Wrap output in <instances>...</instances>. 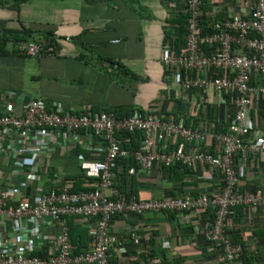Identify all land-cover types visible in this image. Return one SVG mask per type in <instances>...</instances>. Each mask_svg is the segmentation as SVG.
Returning a JSON list of instances; mask_svg holds the SVG:
<instances>
[{"label":"built area","instance_id":"built-area-1","mask_svg":"<svg viewBox=\"0 0 264 264\" xmlns=\"http://www.w3.org/2000/svg\"><path fill=\"white\" fill-rule=\"evenodd\" d=\"M182 12L187 15L185 46L180 50L165 46L164 80L185 91H198L202 101L193 103L196 121L183 113L164 117L138 107L118 116L113 108L47 106L40 98L24 99L18 105L7 100L3 105L0 264H113V251L120 253L124 244L110 230L115 216L173 212L185 224L191 214L207 210L212 220L204 236L221 248L227 264H241L242 246L233 243L225 230L235 207L264 205V189L238 187L247 156L264 153V129H254L252 120L255 101L264 99V83L250 85L254 75L264 74V0H253L249 8L222 19L212 16L206 29L199 24L202 0H185ZM15 48L32 57L57 51L55 43L46 39L19 40ZM225 94L231 95L234 112L224 130L213 133L206 110L213 102L225 104ZM67 153L78 160L73 178L49 163L55 154ZM121 158L133 162L128 175L149 171L152 165L178 164L189 170L201 163L209 169L203 177L211 179L215 174L223 186L217 193L138 199L115 184ZM76 178L83 184L74 190ZM68 219L86 229V248L78 250L71 242ZM52 226L56 231H50ZM134 229H129V241L137 243ZM137 264L174 263L146 250Z\"/></svg>","mask_w":264,"mask_h":264},{"label":"crops","instance_id":"crops-1","mask_svg":"<svg viewBox=\"0 0 264 264\" xmlns=\"http://www.w3.org/2000/svg\"><path fill=\"white\" fill-rule=\"evenodd\" d=\"M183 1L0 0V35L5 30L25 29L31 31L25 41H34L52 33L57 47L53 55L27 56L16 50L17 41L9 37L5 43L7 52L0 55V111L7 100L18 105L24 99L40 98L47 106L57 103L92 111L138 107L152 115L183 113L191 119L195 115L193 103L202 101L201 95L196 89L185 91L172 80L165 81L163 70L164 48L169 46L163 41L165 21ZM252 1L203 0L202 4L207 17L222 19L249 8ZM110 60L137 78L130 73L116 74V66L112 67ZM263 101L259 105L256 100L252 108L254 129H264ZM212 107V117L208 118L212 131H223L234 112L231 98L229 104L213 102ZM49 163L71 178L78 174V160L72 153L55 154ZM121 170L116 167V186L125 195L138 199L221 190L215 174L211 179L203 177L209 169L201 163L189 170L152 165L149 171L139 170L134 175ZM238 187L241 191L264 189V153L247 156ZM186 220L182 223L178 213L173 212H147L138 218L130 213L115 216L110 230L124 244L120 253L113 251L112 263L137 264L146 250L174 264L218 263L222 257H213L212 247L207 249L199 238L210 222L209 215L199 212ZM133 226L139 235L137 243L129 241ZM51 228V232L57 229ZM228 229H235L248 250L255 252L260 247L263 259L259 263L264 264V243H259L254 234L264 229L263 204L240 206L231 215Z\"/></svg>","mask_w":264,"mask_h":264},{"label":"trees","instance_id":"trees-1","mask_svg":"<svg viewBox=\"0 0 264 264\" xmlns=\"http://www.w3.org/2000/svg\"><path fill=\"white\" fill-rule=\"evenodd\" d=\"M203 1V0H202ZM185 0L183 1L182 6H178L176 12L173 14V16L169 19H166L165 21V26H164V42L167 43L172 49L174 50H180L185 46V36H186V21H187V15L182 12V9L184 7ZM203 8V4H202ZM209 17L205 15V13L201 16L199 20V24L203 29H206V25L209 22ZM31 34L30 30H25L23 32H17V31H3L2 34L0 35V55L5 54L7 51H5V43L9 39V37H12L14 41L18 40H27ZM44 38L48 40L50 43H54V37L52 36V33H46L44 35ZM112 67L116 66V74H119L120 72L122 73H130L125 69L122 65H120L118 62L115 61H108ZM115 72L111 71L110 75L115 77ZM132 74V73H130ZM182 77L184 73L182 72ZM134 78H137L136 75L132 74ZM263 84L264 83V74H259V75H254L250 81V85L252 84ZM226 99L225 104H229V99L231 97L230 94H225L224 95ZM263 99H261L262 101ZM261 101L258 100V104L261 105ZM261 102V103H260ZM264 102V101H263ZM114 112L116 115L120 116L122 114H127L132 110V107H116L113 108ZM213 113V107L208 106L206 110V114L208 118H211ZM191 117L193 121H196L198 119V115L194 113ZM190 119V118H189ZM224 125V123H222ZM224 130V129H223ZM134 137V136H133ZM127 146V145H126ZM130 147L134 146V141L132 140ZM133 162L130 158H121L117 161V166L121 167V171L125 174L127 172V168L132 165ZM170 170H176L177 168L179 169L180 166L178 164L167 167ZM166 169V168H164ZM221 188L223 186V183H220ZM82 187V181L78 178L75 179V185H74V190L79 189ZM196 195V194H194ZM240 206L235 207L234 211L237 210ZM205 214L210 217V221L212 220V216L210 214V211L207 210ZM68 224L70 226L69 230V236L70 240L72 243L76 244L78 250H82L85 248L86 244L88 243V236L86 229L78 224H73L71 219H68ZM226 235L228 238L233 242V243H240L242 246V250L240 253V261L241 264H260V260L263 259V257H260V252L262 253L260 247L257 246V251H250L248 250L243 244L241 239L239 238V235L235 232V229H226L225 230ZM255 237L258 238L259 243H264V229H262L260 232L254 231ZM199 238L201 239L202 243L207 247V249L212 247V255L213 257L219 256V258L222 257V252L221 248L214 244L212 241L206 239L204 235H200ZM259 254V255H258ZM262 256V255H261ZM264 256V255H263ZM170 263V262H169ZM216 264H227L226 261L223 259H220V261Z\"/></svg>","mask_w":264,"mask_h":264},{"label":"water","instance_id":"water-1","mask_svg":"<svg viewBox=\"0 0 264 264\" xmlns=\"http://www.w3.org/2000/svg\"><path fill=\"white\" fill-rule=\"evenodd\" d=\"M26 191H27V193H28V189H27Z\"/></svg>","mask_w":264,"mask_h":264}]
</instances>
